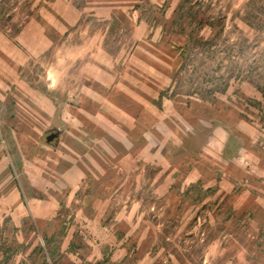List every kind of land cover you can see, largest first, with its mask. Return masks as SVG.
Here are the masks:
<instances>
[{"label": "rangeland", "instance_id": "rangeland-1", "mask_svg": "<svg viewBox=\"0 0 264 264\" xmlns=\"http://www.w3.org/2000/svg\"><path fill=\"white\" fill-rule=\"evenodd\" d=\"M0 81V264H264V0H0Z\"/></svg>", "mask_w": 264, "mask_h": 264}, {"label": "crops", "instance_id": "crops-1", "mask_svg": "<svg viewBox=\"0 0 264 264\" xmlns=\"http://www.w3.org/2000/svg\"><path fill=\"white\" fill-rule=\"evenodd\" d=\"M12 81V80H11ZM1 82V81H0ZM4 86V85H3ZM4 91V87H2V85L0 84V97H5V93L3 92ZM7 95V94H6ZM14 98H19V97H14ZM19 100V99H18ZM28 127V129L29 128H31V131H35V129H34V125H28L27 126ZM33 127V128H32ZM23 131V130H22ZM6 168H7V164L5 163V161L2 159V156H0V173H2V172H4L5 170H6ZM9 187H11L10 189H11V191H10V193H11V195L12 196H15V197H17V196H19V195H21L22 193H21V190H19L20 188H19V186H17V185H13V184H11V186H9ZM3 191H4V189H3ZM8 194V193H7ZM3 196H5V194L2 192V189H0V197H3Z\"/></svg>", "mask_w": 264, "mask_h": 264}, {"label": "water", "instance_id": "water-1", "mask_svg": "<svg viewBox=\"0 0 264 264\" xmlns=\"http://www.w3.org/2000/svg\"><path fill=\"white\" fill-rule=\"evenodd\" d=\"M59 135H60L59 131H56V132L51 133L46 138L47 143L51 144V143L55 142L59 138Z\"/></svg>", "mask_w": 264, "mask_h": 264}, {"label": "trees", "instance_id": "trees-1", "mask_svg": "<svg viewBox=\"0 0 264 264\" xmlns=\"http://www.w3.org/2000/svg\"><path fill=\"white\" fill-rule=\"evenodd\" d=\"M252 28H254V29H255L256 27H252Z\"/></svg>", "mask_w": 264, "mask_h": 264}]
</instances>
